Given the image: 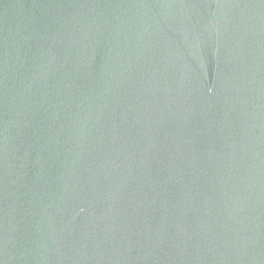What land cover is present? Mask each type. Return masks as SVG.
<instances>
[{
	"label": "water",
	"instance_id": "water-1",
	"mask_svg": "<svg viewBox=\"0 0 264 264\" xmlns=\"http://www.w3.org/2000/svg\"><path fill=\"white\" fill-rule=\"evenodd\" d=\"M0 264H264V0H0Z\"/></svg>",
	"mask_w": 264,
	"mask_h": 264
}]
</instances>
